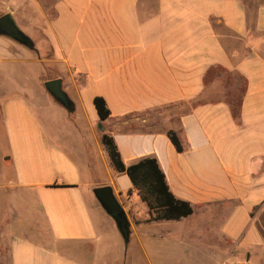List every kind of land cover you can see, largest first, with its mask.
<instances>
[{"label":"crops","instance_id":"obj_1","mask_svg":"<svg viewBox=\"0 0 264 264\" xmlns=\"http://www.w3.org/2000/svg\"><path fill=\"white\" fill-rule=\"evenodd\" d=\"M7 14L33 48L0 35V264H264V0H0ZM105 133L126 166L156 158L193 214L151 221Z\"/></svg>","mask_w":264,"mask_h":264},{"label":"trees","instance_id":"obj_2","mask_svg":"<svg viewBox=\"0 0 264 264\" xmlns=\"http://www.w3.org/2000/svg\"><path fill=\"white\" fill-rule=\"evenodd\" d=\"M94 103L100 119L107 120L111 112L106 101L98 97ZM169 136L177 150L183 152L184 148L178 136L174 133H169ZM102 143L113 168L129 176L141 199L148 205L151 221L180 220L193 214L192 206L176 199L169 190L165 175L156 158H144L136 164L126 166L110 134L105 133L102 136Z\"/></svg>","mask_w":264,"mask_h":264},{"label":"water","instance_id":"obj_3","mask_svg":"<svg viewBox=\"0 0 264 264\" xmlns=\"http://www.w3.org/2000/svg\"><path fill=\"white\" fill-rule=\"evenodd\" d=\"M0 35L12 38L28 48H33L31 39L18 28L13 18L8 14L0 17ZM45 88L55 101L68 112L71 113L74 111V103L63 90L61 80L57 79L48 81L45 83ZM93 193L107 215L114 220L124 240L125 246H128L130 239L129 222L127 215L113 192V189L110 186L98 187L93 190Z\"/></svg>","mask_w":264,"mask_h":264},{"label":"rangeland","instance_id":"obj_4","mask_svg":"<svg viewBox=\"0 0 264 264\" xmlns=\"http://www.w3.org/2000/svg\"><path fill=\"white\" fill-rule=\"evenodd\" d=\"M120 237H121V239L123 240L121 234H120ZM123 241H124V240H123ZM124 255H125V253H124ZM121 260H124V261H123V264H134L133 261L130 262L129 255H127L126 257H124V258L121 259ZM118 264H119V262H118ZM135 264H148V263L145 262V261L142 260V259H139L138 261L135 262ZM171 264H176V262H172ZM180 264H181V263H180Z\"/></svg>","mask_w":264,"mask_h":264}]
</instances>
